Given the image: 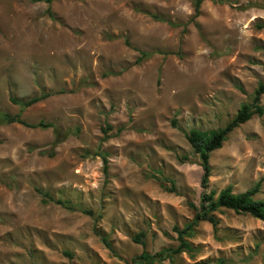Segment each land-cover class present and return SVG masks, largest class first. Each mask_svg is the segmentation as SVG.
I'll return each mask as SVG.
<instances>
[{
  "label": "rangeland",
  "instance_id": "obj_1",
  "mask_svg": "<svg viewBox=\"0 0 264 264\" xmlns=\"http://www.w3.org/2000/svg\"><path fill=\"white\" fill-rule=\"evenodd\" d=\"M194 14L192 0H0V112L49 94L21 118L67 134L53 147L51 128L0 125V264H142L179 246L174 228L204 192L185 135L223 128L264 81V0L205 1ZM209 163L206 192L251 189L264 177V115ZM216 217L217 232L189 233L192 251L154 264H264V222Z\"/></svg>",
  "mask_w": 264,
  "mask_h": 264
},
{
  "label": "trees",
  "instance_id": "obj_2",
  "mask_svg": "<svg viewBox=\"0 0 264 264\" xmlns=\"http://www.w3.org/2000/svg\"><path fill=\"white\" fill-rule=\"evenodd\" d=\"M205 1H211L217 4L225 3V0H192L194 6V17L199 15V9ZM49 4L51 0H46ZM48 15H51L50 10H47ZM259 29H264V25L257 26ZM128 43V41H125ZM140 57L136 60V63L139 64L143 59L148 57V54L145 52H139ZM264 95V81L259 83L256 90L254 91L251 104H245L240 107L236 115L231 121H229L223 128H219L211 131H199V130H190L186 135V140L193 152L199 157L200 166L202 169V178H201V188L204 192L200 196L199 206H195L193 203H189V208L194 212L193 219L188 223L182 230L174 228V231L178 235L179 246L176 249H167L162 252L150 255L146 252H143L140 256L135 258L133 261L140 262L142 264H154V262H164L170 260L173 255L192 251V247L186 238H189V233L201 222H206L210 224L214 230L217 232V226L219 221L216 217V213L223 210L233 211L237 215H248L254 219L264 222V201L256 200L254 197L259 193L261 184L264 182V177L260 179L251 189L246 190L245 192L235 194L232 191L231 187H227L220 192L210 191L206 192L209 178L211 176V167H210V155L216 150L221 149L223 143L227 140L228 135L233 132L235 129L241 125L247 123L254 116H263L264 108L261 106V97ZM49 94H43L41 96L31 97L27 100H16L11 99V103L19 106L20 112L17 115H10L8 113L0 112V125H10V124H19L31 129H53L54 141L52 143L53 147H56L64 141L67 134L61 132L53 124H46L39 122L37 124H28L24 122L21 118L23 111L32 105L48 98ZM175 125V122H172ZM109 130L110 127L108 126ZM106 130L104 133L106 134ZM52 156V154H49ZM103 161V173L107 177L108 167L106 156L102 155ZM38 193L46 198V201L53 202L56 205L63 207L68 211H74L75 207L70 203V201H61L53 200L48 193H44L38 190ZM84 214L88 216H93V212L89 210L83 211ZM134 241L138 244H141V235L137 236ZM70 256V254H66ZM222 263V261H220Z\"/></svg>",
  "mask_w": 264,
  "mask_h": 264
}]
</instances>
